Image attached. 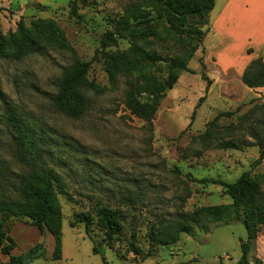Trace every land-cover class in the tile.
I'll list each match as a JSON object with an SVG mask.
<instances>
[{
	"label": "rangeland",
	"instance_id": "1",
	"mask_svg": "<svg viewBox=\"0 0 264 264\" xmlns=\"http://www.w3.org/2000/svg\"><path fill=\"white\" fill-rule=\"evenodd\" d=\"M224 1L214 0L203 19L191 18L180 36L154 19L157 13L144 0H0V34L15 32L22 20L40 43L21 60L0 57V197L16 195L24 174L45 168L52 172L62 216L60 259L53 260L47 231L27 218L10 217L4 231L15 243L13 255L42 244L45 257L30 264L236 263L246 231L242 212L236 215L233 209L206 229L192 226L173 244L150 238L161 223L187 212L231 204L222 187L192 179L233 182L258 157L255 145L241 144L240 150L221 146L229 139L254 144L247 130L255 121L264 124L259 108L264 93L246 89L234 72H221L211 60L218 39L211 21ZM132 9L154 20L136 24L114 42L105 40L103 35ZM50 21L61 41L36 31L37 23ZM132 46L158 61L118 74L112 85L100 51L127 52ZM175 57L188 58L186 71L164 91L148 125L127 110L125 92L147 75L165 80L166 62ZM78 61L89 62L87 79L94 88L86 91V110L72 119L53 107L51 97L63 72ZM146 100L143 95L141 101ZM236 110L218 119L211 139L203 137L216 115ZM258 134L264 137V125ZM257 173H264V159L252 172ZM100 206L117 212L120 230L111 239L98 222ZM85 219L90 222L86 226ZM250 244V261L264 264V225ZM6 261L0 253V263Z\"/></svg>",
	"mask_w": 264,
	"mask_h": 264
},
{
	"label": "trees",
	"instance_id": "2",
	"mask_svg": "<svg viewBox=\"0 0 264 264\" xmlns=\"http://www.w3.org/2000/svg\"><path fill=\"white\" fill-rule=\"evenodd\" d=\"M147 8L154 9L157 13L156 20L168 24V29L180 36L187 33V26L191 18L203 19L214 5V0H144ZM75 5H71L70 14H75ZM140 11V12H139ZM140 9L127 10L122 15L114 32L109 31L103 35L108 42H114L115 37H124L136 24L150 22ZM35 29L38 33L53 36L56 41H61V32L53 22H39ZM40 43L31 30L20 20L16 30L7 36L0 34V57L12 60H21L27 55L35 53ZM105 46L103 45V48ZM106 65L109 81L115 85L116 76L123 72H138L143 66H154L158 58L151 54L140 52L132 46L127 52L100 51ZM188 58L175 57L166 62V79L158 81L155 77L147 75L141 82L131 84L125 92V106L127 110L146 124L151 125L159 101L164 96L166 89H171L182 71H186ZM89 62H75L66 69L57 84L55 94L51 97L53 107L64 116L78 118L87 108L86 91L94 86L88 82L87 74ZM241 82L250 89L264 87V62L261 56L253 59L240 76ZM0 91V97H1ZM143 95L146 101H141ZM254 101V100H252ZM264 110V105L259 106ZM235 112L220 113L208 122L203 137L211 139L215 134L218 119L231 117ZM264 125L255 121L247 132L254 144L239 142L234 139L225 140L221 146L226 150H240L241 144L258 147V157L251 163L250 169L242 172L233 182H225L218 178L203 177L192 179L199 184H213L222 187L223 192L231 199L230 205L200 207L192 212H187L176 219L161 223L160 230L151 234L156 244L169 245L175 243L180 234H190L192 226L198 225L206 229L208 223L218 222L224 214L233 209L236 215L242 212V219L246 231V239L240 244V258L234 264H263L260 259L253 262L249 259L251 251L250 241L256 238L258 227L264 225V173L252 174L254 168L264 159V137L258 134V127ZM19 189L14 196L0 197V253L7 257V261L0 264H30L36 259L45 257V248L36 244L20 255L11 253L15 246L13 240L6 236L4 224L10 217L27 218L39 231H47L53 238V260L60 259L62 216L57 199V190L54 185L52 172L45 168L24 174L19 180ZM97 219L104 229L105 238L111 239L120 227L116 210L100 206L97 209ZM90 222L85 219V226ZM155 237V238H154ZM94 254L99 253L97 247L92 248Z\"/></svg>",
	"mask_w": 264,
	"mask_h": 264
},
{
	"label": "crops",
	"instance_id": "3",
	"mask_svg": "<svg viewBox=\"0 0 264 264\" xmlns=\"http://www.w3.org/2000/svg\"><path fill=\"white\" fill-rule=\"evenodd\" d=\"M211 33L218 38L211 47L214 65L240 78L253 59L261 56L264 62V0H225L211 21ZM254 90L264 93V87Z\"/></svg>",
	"mask_w": 264,
	"mask_h": 264
}]
</instances>
